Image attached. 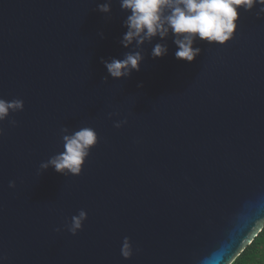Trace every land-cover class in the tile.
I'll use <instances>...</instances> for the list:
<instances>
[{
    "label": "water",
    "instance_id": "1",
    "mask_svg": "<svg viewBox=\"0 0 264 264\" xmlns=\"http://www.w3.org/2000/svg\"><path fill=\"white\" fill-rule=\"evenodd\" d=\"M104 2L0 0V98L24 102L16 127L0 124L2 264H232L264 228V17L240 10L234 38L197 41L191 63L171 38L153 59L156 39L139 72L113 80L101 61L132 49L119 0L110 16ZM84 125L99 143L82 174L40 173L61 127Z\"/></svg>",
    "mask_w": 264,
    "mask_h": 264
},
{
    "label": "clouds",
    "instance_id": "2",
    "mask_svg": "<svg viewBox=\"0 0 264 264\" xmlns=\"http://www.w3.org/2000/svg\"><path fill=\"white\" fill-rule=\"evenodd\" d=\"M112 0H106L97 5V10L110 16ZM121 11L125 14L123 26L126 32L120 41L125 49H132L123 58L102 60L109 76L113 80L127 79L131 74L139 72L145 60L144 46L156 43L151 49V57L160 59L168 54L166 41L171 38L177 50L175 58L188 63L193 62L201 53L196 42H207L209 45L225 46L233 38L238 28L239 11L251 12L254 9L258 18L264 17V0H119ZM103 34L101 33V36ZM108 77L104 78L107 83ZM142 87V85H140ZM24 110L22 99L6 100L0 98V124L8 121L10 126L16 127L17 121L10 119L11 114ZM118 113H108L112 119ZM127 124V119L114 122V127L120 129ZM5 135V129L0 127V137ZM62 150L52 155L39 165V172H46L49 168L68 177H78L82 174L91 150L99 143V135L94 127L81 126L78 130L68 127L60 129ZM15 181L9 182V188L15 189ZM88 219L87 212L81 209L66 222L64 228L75 236L83 229ZM57 233L61 228H56ZM130 238L125 237L120 249L121 256L129 260L134 255ZM3 257H0L2 264Z\"/></svg>",
    "mask_w": 264,
    "mask_h": 264
},
{
    "label": "trees",
    "instance_id": "3",
    "mask_svg": "<svg viewBox=\"0 0 264 264\" xmlns=\"http://www.w3.org/2000/svg\"><path fill=\"white\" fill-rule=\"evenodd\" d=\"M264 248V228L240 256L232 264H254L258 261V254ZM255 261V262H254Z\"/></svg>",
    "mask_w": 264,
    "mask_h": 264
},
{
    "label": "rangeland",
    "instance_id": "4",
    "mask_svg": "<svg viewBox=\"0 0 264 264\" xmlns=\"http://www.w3.org/2000/svg\"><path fill=\"white\" fill-rule=\"evenodd\" d=\"M258 261L254 264H264V248L262 249V251L260 252V254H258ZM255 262V261H254Z\"/></svg>",
    "mask_w": 264,
    "mask_h": 264
}]
</instances>
